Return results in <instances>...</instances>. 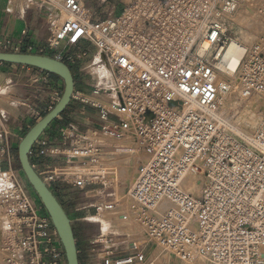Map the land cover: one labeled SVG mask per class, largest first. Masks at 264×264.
I'll return each instance as SVG.
<instances>
[{
    "label": "built area",
    "instance_id": "built-area-1",
    "mask_svg": "<svg viewBox=\"0 0 264 264\" xmlns=\"http://www.w3.org/2000/svg\"><path fill=\"white\" fill-rule=\"evenodd\" d=\"M32 2L16 0L12 13ZM36 3L47 9L50 35L28 51L71 68L87 58L92 93L73 98L91 105L99 122L82 129L57 119L29 153L34 167L55 194L64 183L106 190L117 185L107 179L113 161L142 155L125 194L101 191L106 198L96 206L132 229L101 232L91 251L103 246V264H152L162 251L179 264H264V113L246 136L223 107L237 85L243 98L264 100V0L253 9L263 32L251 45L239 41L245 55L232 72L224 55L240 0H131L102 20L86 0ZM1 182L0 264H45L47 255L67 264L46 209L14 174L2 173Z\"/></svg>",
    "mask_w": 264,
    "mask_h": 264
},
{
    "label": "rangeland",
    "instance_id": "rangeland-1",
    "mask_svg": "<svg viewBox=\"0 0 264 264\" xmlns=\"http://www.w3.org/2000/svg\"><path fill=\"white\" fill-rule=\"evenodd\" d=\"M15 1V0H14ZM25 1V0H23ZM34 2L31 3V5L29 4V7H26V10L29 8L32 9H36V10H40L38 11L40 14V18L42 17V21L43 24L45 25V29L43 32L40 33L39 37L42 40L43 44L42 46L46 45V41L47 38L50 35V20L47 17V9L45 7H41L40 5H38V3H36V0H34ZM131 0H116V5H115V0H108L106 2V5L102 8L104 14H106V18L108 16L109 13H113V14H118L122 11V9L124 8V6L129 3ZM244 2V3H242ZM241 2V9L237 12L236 15H234V17L232 19L229 20L228 23V36L231 39H236L246 45H251L252 43L255 42V40H257L261 34H262V27L260 26V30H256V33L254 34L255 38L253 39L252 42L247 43L246 41L242 40L243 39V34L242 32L239 30L240 27H251L254 25V21L247 19V17L250 16V9H255V3L256 0H242ZM246 2V3H245ZM15 4H10V10H12L14 8ZM91 7V5H90ZM115 8V10H113ZM41 12L43 13V16H41ZM254 14V13H253ZM102 20V19H100ZM252 23V24H251ZM251 24V25H249ZM262 25V23H261ZM246 27V28H247ZM248 29V28H247ZM254 29H257L254 28ZM255 32V31H254ZM86 65H88V60L85 57H78L76 58V69L74 71H76L78 74L80 73L82 75V77L84 78L85 82L87 83L86 87L90 89L89 93H92V86L95 83V79L93 78L92 74H90L86 69ZM2 90V89H1ZM0 90V91H1ZM88 93V92H86ZM62 95V94H61ZM231 95H229L228 97H230ZM61 97V96H60ZM237 98V102L230 104L229 106H227L226 104L223 105V107L226 109V114L229 115L231 117V123L237 127V121L239 119L240 116L243 115L244 110L246 108V106L254 99L253 97L248 98V99H242L240 94L236 95ZM253 98V99H252ZM75 102L77 103L76 106L78 107V109L84 108L87 111V115H83L81 113L77 114H71L69 113V111L67 112V114L65 115H61L59 117L58 120H60L62 123H65L67 120L68 122H74L76 125L80 126L83 129V126L86 127H94L95 125H88L93 121H98V115L96 110L89 105L88 103L85 104L84 102H82L79 99H75ZM2 110H6V91L1 93L0 92V125L2 128L6 129V114L5 112ZM264 113V109H262L260 111V113H258L260 115V118H262V115ZM258 115V116H259ZM44 116V115H42ZM86 116L90 117V119L86 120ZM73 117V118H72ZM76 118V119H75ZM90 120V121H89ZM3 121V123H1ZM238 128V127H237ZM29 130V128L27 130H23L19 135L14 136V138L12 139V129L10 128V135L11 139H10V143H9V139L8 142H6V140H1L0 139V143L6 145L5 148V153L3 155V157H1L0 160V179L2 176V173L6 172L7 174H14L17 181L21 184V186L26 190V192L30 195V197L32 198V200L34 202H36L37 205L41 206L42 210L45 212V208L43 206V204L41 203L40 199L38 198V196L36 195V193L34 192V190L32 189L31 185L28 183L27 178L25 177V174L20 166V162L18 159V145L20 143V140L24 137V135L26 134V132ZM4 137V136H3ZM6 139V137H5ZM1 151V150H0ZM2 152V151H1ZM0 152V153H1ZM139 163L136 164V170L138 167ZM131 169V168H130ZM132 174H137L136 172H132ZM121 175L123 176L124 174H118L115 177L110 175L107 179L108 180H112V183H116L117 187H111L108 188L106 190H104L103 186L101 185H89L85 188H80L77 186H74L70 183H64L63 184V188H61L60 192L57 193L60 201L63 203L64 207L66 208L67 212L69 213L70 217L73 218L74 220V229H75V233L78 237V239L80 240V245L83 244L84 239H91L97 235H99L102 232V224H103V219H104V215H99L98 214V210L96 208V206L103 201L106 198V194H104L101 191H106V192H113L114 189H116L120 194H123L124 191L127 189V187L129 186V181L126 182L124 179H122ZM134 175V176H135ZM114 177V179H113ZM123 177H126V175H124ZM131 178H133V176H131ZM132 180V179H131ZM52 190L53 187L51 188ZM63 189V190H62ZM77 212V214L75 213ZM91 216H96L98 217L97 219H92L90 218ZM82 217V218H80ZM103 218V219H102ZM1 219H0V223H1ZM120 224L122 223H117L114 225V227L110 228V230L108 228H105V232H109V233H113L115 234H121L124 232H128L130 229H125L124 227H122ZM109 230V231H108ZM104 232V233H105ZM116 237V236H115ZM90 244V243H89ZM90 247V260L86 262V264H103V260L101 259V257L103 255H101V253H103V246H98L96 251H91V246ZM161 258L156 260L155 262L160 263V264H179V262L173 257L170 256L168 253L163 252L162 251V255H160ZM43 261H45V264H51V258L50 256H45L43 258Z\"/></svg>",
    "mask_w": 264,
    "mask_h": 264
},
{
    "label": "crops",
    "instance_id": "crops-1",
    "mask_svg": "<svg viewBox=\"0 0 264 264\" xmlns=\"http://www.w3.org/2000/svg\"><path fill=\"white\" fill-rule=\"evenodd\" d=\"M15 2L16 0H0V51L22 52L28 51L29 46L38 48L43 44L39 35L45 29L42 17L40 18V14L38 12L40 10L29 8L27 10L25 9L24 13L14 14L9 7L10 4H15ZM86 2L89 7L91 5L90 8H92L96 13L95 17L97 20L106 18V14H104L102 9L106 3H101L100 0H86ZM116 3L117 2L115 0V5ZM113 10H115V8ZM41 16H43L42 12ZM2 42H6V45H3ZM76 67L74 68L76 69ZM74 68L71 69L75 77V92H89L90 89L86 87L87 83L85 82L84 78L80 73L78 74L77 72H74ZM35 77L39 78L37 82L33 81ZM0 90L1 93L6 91V110H2V112L4 111L6 114L7 127L4 131H8L7 139H11V136H9L11 128L13 139L14 136L19 135L23 130L30 128L37 120L42 117V115L50 110L52 101L55 100L57 96H61L64 90V82L57 75L49 72L43 73L39 68L36 67L0 62ZM76 104L77 103L73 98L65 110L66 114L68 111L71 114H77L78 111V113L87 115L85 107L78 109ZM87 119H90V117L86 116V120ZM57 122H53L48 129L54 128L57 125ZM97 122L98 121H90L88 125H95ZM1 123H3V121ZM88 127L83 126V129ZM0 128H2L1 125ZM0 139L6 140V142H8V140L5 139V136L3 137L0 135ZM5 147L6 145L0 143V150L2 151H0V160L6 152ZM119 159H122V161H119ZM42 161L43 158L39 156L34 159V162L39 165ZM113 162L111 164L115 165V162ZM116 162H121L124 166L129 165L132 170H136L134 164L137 161L134 156L122 155ZM75 213L77 214V212ZM103 217L116 219L114 217L108 216V214H105ZM70 218L74 224L73 218ZM90 218L97 219L98 217L91 216ZM102 232L104 233V223L102 224ZM76 239L78 243V249L81 250L80 263L86 264V262L89 261L91 257L89 242L92 238L84 239L83 244L81 245L77 235Z\"/></svg>",
    "mask_w": 264,
    "mask_h": 264
},
{
    "label": "water",
    "instance_id": "water-1",
    "mask_svg": "<svg viewBox=\"0 0 264 264\" xmlns=\"http://www.w3.org/2000/svg\"><path fill=\"white\" fill-rule=\"evenodd\" d=\"M0 62L36 67L60 77L64 90L56 104L26 132L18 145V159L28 183L40 199L64 248L67 264H81L78 243L72 219L63 203L34 167L29 155L42 133L67 109L76 89L71 67L49 54L29 51H0Z\"/></svg>",
    "mask_w": 264,
    "mask_h": 264
},
{
    "label": "bare ground",
    "instance_id": "bare-ground-1",
    "mask_svg": "<svg viewBox=\"0 0 264 264\" xmlns=\"http://www.w3.org/2000/svg\"><path fill=\"white\" fill-rule=\"evenodd\" d=\"M240 2H242V0H240ZM242 3H244V2H242ZM249 9H250V13H252V14H250V16L247 17V19L254 21V25L251 27H247L248 26L247 25L246 27L248 29L246 27H244V28L240 27L239 28V30L243 34L242 40L246 41L247 43H250L253 41V39L255 38L254 34L256 33V30H258L260 28V26L261 27L263 26V25H261V20H260V17L258 16V14L254 13L253 9H251V8H249ZM251 24H249V25H251ZM256 27H257V29H254ZM244 55H245L244 47L241 44H239V41H237L236 39H233L232 42L230 43L227 51L225 52V55H224V58L226 60V64H227V67L229 69V72H232L233 70H235L238 67V65L240 64ZM234 77H236V76H234ZM238 86L239 85H237V89L230 94L231 95L230 97L224 98L223 101L227 106H229L232 103L237 102L236 95L240 94V90H239ZM241 98L243 100L245 99L242 96H241ZM253 98H252L253 100L246 106L243 115L239 117L237 124H236L238 127V128L236 127L237 130L246 136H251L258 129V127L261 123V119H262V118H260V115L258 113H260V111L262 109H264V100L258 95H254ZM126 155H131V156L135 157L137 162L134 164V167H136V164L138 163V161L142 157L141 154H132L130 152H128L124 156H126ZM116 161H118V159ZM116 161H114L115 165L111 164V168H109V171L111 172L110 175L115 177L116 175H118L120 173L124 174V175H126V177H123L124 175L123 176L121 175L122 179H124L126 182L129 181L128 185H130L134 181V178H135V176H134L135 174H132V172L133 171L136 172L137 170H132V169H130L129 165L124 166L123 163H121V162L117 163ZM119 161H122V159L121 160L119 159ZM133 162H135V161H133ZM127 164H128V162H127ZM131 176H133V178H131ZM114 177H113V179H114ZM110 181H112V180H110ZM1 187H2V182L0 179V190H1ZM125 192H126V190L124 191V194H125ZM0 195H2L1 191H0ZM2 197H3V195H2ZM164 206H167V204L165 203ZM108 216H110V215H108ZM0 219L2 221L0 223V240H1L3 235H4V232H6V230H4L5 218L2 217V215H1ZM103 223H104V229L105 228L109 229V228L114 227V225L117 223H122V221H120L118 218L110 219V218L104 217ZM120 225L122 227H124L125 229L131 228L130 225H127L125 223L124 224L122 223ZM104 232H105V230H104ZM0 258H2V257L0 256ZM160 258H161V256L159 255V252L154 253L152 264H160L158 262L157 263L155 262L156 260H158Z\"/></svg>",
    "mask_w": 264,
    "mask_h": 264
},
{
    "label": "trees",
    "instance_id": "trees-1",
    "mask_svg": "<svg viewBox=\"0 0 264 264\" xmlns=\"http://www.w3.org/2000/svg\"><path fill=\"white\" fill-rule=\"evenodd\" d=\"M73 68H74V67H72V69H73ZM74 70H75V68H74ZM74 72H76V71H74ZM46 113H47V112H46ZM46 113H45V114H46ZM45 114H44V115H45ZM65 114H66V112L63 113V115H65ZM58 119H59V118H58ZM57 121H58V120H56L55 122H57ZM65 123H67V120H66ZM60 187L63 188V185H60ZM62 190H63V189H62ZM56 195H57V194H56ZM57 197H58V195H57ZM58 198H59V197H58Z\"/></svg>",
    "mask_w": 264,
    "mask_h": 264
}]
</instances>
